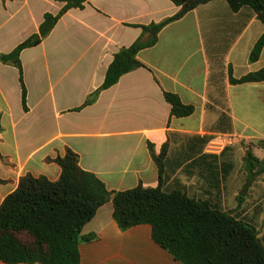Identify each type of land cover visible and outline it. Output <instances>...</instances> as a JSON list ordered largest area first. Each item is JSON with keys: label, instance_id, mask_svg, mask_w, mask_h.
Returning a JSON list of instances; mask_svg holds the SVG:
<instances>
[{"label": "crops", "instance_id": "1", "mask_svg": "<svg viewBox=\"0 0 264 264\" xmlns=\"http://www.w3.org/2000/svg\"><path fill=\"white\" fill-rule=\"evenodd\" d=\"M57 0H0V56L39 32ZM180 8L171 0H87L65 14L53 32L21 54L22 71L0 61V206L31 173L56 181L61 168L49 162L68 149L82 169L112 192L159 186L152 152L164 147V189L230 212L254 225L264 242V176L249 183L245 147L264 159V81H239L264 69V48L252 51L264 24L250 7L233 11L226 1L201 5L168 24L157 44L141 51L145 67L126 75L97 100L114 56ZM26 105L22 103V81ZM165 92L193 106L191 116L171 115ZM112 201L99 209L80 247L81 264H181L152 239V228L122 231ZM0 264H5L0 262Z\"/></svg>", "mask_w": 264, "mask_h": 264}, {"label": "trees", "instance_id": "2", "mask_svg": "<svg viewBox=\"0 0 264 264\" xmlns=\"http://www.w3.org/2000/svg\"><path fill=\"white\" fill-rule=\"evenodd\" d=\"M180 11L159 24L140 26L145 34L133 45L122 48L110 65L103 85L86 101L93 104L99 94L120 79L145 65L138 59L141 51L155 46L160 32L170 23L183 18L201 5L221 0H171ZM233 11L252 8L264 24V0H223ZM63 7L58 14H45L39 32L13 52L1 55L0 61L22 71L21 54L42 43L60 19L72 9H83L87 0H57ZM264 48V35L255 45L251 59L257 60ZM22 81V103L25 110L26 88ZM264 69L239 81L263 82ZM171 105V115L191 116L195 108L185 105L174 94L165 92ZM0 116V132H2ZM264 150V144L260 145ZM255 147H245L244 171L252 184L264 176V159L254 153ZM165 146L153 159L159 168V186H138L117 192L111 199L106 184L94 173L82 169L78 154L68 149L65 156L49 162L61 168V176L52 181L31 173L22 176L18 188L0 206V262L5 264H81L80 247L97 239L84 235L85 226L100 208L113 203V218L122 231L139 225L152 228L153 241L169 252L181 264H264V242L258 229L239 220L230 212L211 206L207 201L190 197L184 190L164 189L163 161ZM0 183L3 181L0 179Z\"/></svg>", "mask_w": 264, "mask_h": 264}]
</instances>
